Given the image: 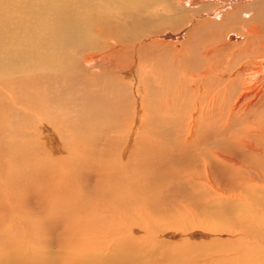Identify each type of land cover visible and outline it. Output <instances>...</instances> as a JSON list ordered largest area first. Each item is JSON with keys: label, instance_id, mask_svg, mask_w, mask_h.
I'll return each mask as SVG.
<instances>
[{"label": "bare ground", "instance_id": "obj_1", "mask_svg": "<svg viewBox=\"0 0 264 264\" xmlns=\"http://www.w3.org/2000/svg\"><path fill=\"white\" fill-rule=\"evenodd\" d=\"M202 8L206 11L211 9L201 13ZM185 14H191L196 25L207 17H221L227 27L240 25L242 33L236 29L233 39L239 37L241 42L237 40L230 50V54H238L232 67L238 71V77L227 80L226 71L220 73L215 70L219 49L216 44L204 48L200 56L195 51L186 56L185 60L189 62H186L185 76L197 68L204 73H200V78L194 75L188 78L191 82L184 87L181 81L186 79L184 71L181 70L182 74L179 72L184 60L178 54L185 47L183 42L198 29L194 24L190 26L191 22H182ZM261 17H264V0H0V225L9 227L8 236L27 243L15 248L13 239L9 238L10 245H5L7 248L0 251V264H49L51 261L61 264H148L153 253L144 251L146 240L161 246L165 243L159 241V237L169 234L170 229L176 233L182 231L187 237L195 230L201 231L212 236L207 245L220 242L225 247L234 246L229 250L207 248L208 251L203 254L205 259H202L203 255L200 258L204 264H264L262 182L251 185L246 182L242 187L238 184L239 194L229 197L223 191L214 190L208 174L196 175L194 182L199 181L208 193L212 190L217 198L204 202L201 190L193 194L188 192L187 186L178 183L167 187L169 190L163 189L167 206L175 210L181 219L167 231L152 219L145 226L137 224L130 225V228L128 223L121 222L123 225H120L118 222L122 219L121 212L134 213L146 220V214L142 213V201L136 192L141 190L140 185L145 180L141 170L145 154L142 134L147 124L143 126V119L154 120L150 117L152 108L165 109L171 104H182L177 119L183 124L179 136L182 137L181 133L186 135L184 146L199 139L196 138V122L206 116L204 103L215 111L217 91L222 92L219 87L225 86L227 95L236 91L234 105L229 106L230 112H243L242 119L254 111L264 110V26L256 23ZM165 28L174 30L170 32L173 35L164 36L162 31ZM165 37L177 38L180 42L176 39L177 43L171 44L163 39ZM76 47L84 53L81 65L77 62ZM69 49L73 52L66 55L64 52ZM140 51L148 56L147 62H141ZM172 53L178 55L177 66L172 60ZM255 53L257 56L251 60L250 56ZM122 54L135 60L131 66H140L134 78L129 79L125 75L123 64L127 56L122 64L121 61L120 64L112 61L116 55L121 58ZM165 60L170 61L171 65L166 64L172 74H165L158 63ZM175 67L177 70L173 71ZM143 69H146L144 73ZM240 77L244 79L239 81ZM197 81L205 82L204 89L195 85ZM85 86L91 88L83 89ZM185 97L189 100L186 101ZM22 102L26 104L21 106ZM114 114L121 115L113 132L116 135L108 138L97 156L92 148L96 145L94 136L100 132L94 133L110 123L107 118H112ZM129 118L133 119L138 131L133 147L128 150L127 141L132 134L131 131L129 136L126 129ZM239 132L236 140L238 156L216 152L218 165L234 168L236 173L240 163L249 158L256 163V168L264 171V146L255 144L259 141H250L264 139V124L243 120ZM161 134L162 139L164 133ZM249 135L254 136L250 139ZM56 147L59 149L54 152ZM167 149L171 152L170 148ZM245 152L247 157H244ZM17 158L26 160L27 165L16 166ZM205 166L208 164L205 163ZM73 167H77V178L83 173L89 174L88 171L96 172V191L93 194L88 195L87 188L85 191L83 187L79 189L80 184L71 181L76 173L69 171ZM154 177L162 180L167 178V174ZM24 179L26 185L27 180L30 182L29 189L52 210L53 215L67 218L69 232L82 235L79 236L77 254L74 256L71 253L73 259L69 258L70 255L64 256V253L61 254L64 257L60 255L59 258H43V254L41 257L31 253L29 223L21 213L10 207L11 201H19L21 193L17 187ZM249 192L251 196L247 195ZM203 196L208 198L209 195L203 192ZM120 205L124 207L120 208ZM199 208L204 209L202 216L197 213ZM182 209L186 211V216L194 220L193 223L183 219ZM107 219L110 220L108 226ZM150 228L158 233L154 236L157 239L149 238L152 235ZM137 230H140L139 235H136ZM198 263L195 259L190 261V264Z\"/></svg>", "mask_w": 264, "mask_h": 264}, {"label": "rangeland", "instance_id": "obj_2", "mask_svg": "<svg viewBox=\"0 0 264 264\" xmlns=\"http://www.w3.org/2000/svg\"><path fill=\"white\" fill-rule=\"evenodd\" d=\"M202 9H200V11H203L201 13H204V12L207 13V11H209L211 8H207V11H206V8H202ZM157 10H159V8H157ZM246 10H248V9H246ZM190 16H191V14H189V16H188V14H185L182 22L183 23H190L191 22V24H190V26H191L194 24L195 20L191 19ZM263 20H264V17L259 18V20L256 22L257 25L264 26ZM194 27H198L197 31H195L193 33L191 38H188L185 42H183L185 47L181 51V53L178 54V55H181L183 57V60H184V63L181 65V68H179V72L182 74L181 70H183L184 76H185L186 62H189L188 59L185 60L186 56H189L192 52L193 53L198 52L195 54L200 56L202 51L204 50V48H206L207 46H208L207 48H211L212 46L217 44L219 49H218L217 54H216V56H217L216 60L218 61V63L215 67V70H219L218 72H220V73H223L226 71L227 72V76H226L227 80H233V78L238 77V71H236L234 68H232L236 64V63H234L235 62L234 59H237L238 54H235V53L230 54V50H231L232 45L237 44V40H240L239 37L237 39H233V38H235L234 36L236 33V29L242 33V29H241L240 25L236 24L235 25L236 28H234L233 25L227 27L225 25L224 21L221 20V17H215V18L207 17L205 20H201V23L199 25L194 24ZM173 31L174 30H172V29L165 28V30L163 29L162 32H164V36H165V35H173L170 33ZM116 33H117L116 35H118L119 37L121 36L120 33L119 34H118V32H116ZM163 39L165 41L171 43V44L177 43V41H178L177 38H176L177 41H176V39H167L166 37ZM234 41L236 43H233ZM178 42H180V41H178ZM240 42H241V40H240ZM191 48H192V50H191ZM75 51L78 52V55L76 57L79 60L77 59V62L78 63L80 62L79 64L81 65V58L84 57V53H81L82 50H79L80 51L79 52L77 50V47H76ZM72 52L73 51H71V49H69V50H66L64 53L66 55H68V54H72ZM86 53H88V52H86ZM140 53H139L140 60L143 59L141 62L142 63L147 62L148 56L144 55L142 53V51H140ZM178 55H176V56H178ZM116 56H115V59L113 58L114 60L112 59V61L114 63H118V64H120V63L122 64L123 60L127 56V58H126V60H124V64H123V67H125V75L129 79L134 78L135 74H137L138 70H140V66L137 64L135 65V67L131 66V63H132V65L135 64V60H133V58L130 55H125V54L123 55L122 54L121 58L118 55H116ZM176 56H174V54L172 53V57H173L172 60L174 59L173 60V61H175L174 64H176V66H177L178 60H177ZM256 56H257L256 53L252 54L250 56V59L253 60ZM116 59H119V60H116ZM168 60H165V62L159 61L158 63L162 66V69L165 70V71L163 70L165 74H168V73L172 74V71H170L168 68V65L170 64V61L168 62ZM115 61H117V62H115ZM119 61H121V62L119 63ZM126 61H127V63H126ZM242 61L243 60L238 61V62L240 63ZM203 63H206V61H203ZM228 66H230V67H228ZM127 68H129L130 70ZM133 68H134V71H132ZM223 68H225V69H223ZM145 70L144 69L142 70L143 73ZM175 70H177L176 67L173 69V71H175ZM97 71H99V68ZM195 71L198 73L196 74ZM201 72H203V71L200 68L194 69L193 72L188 73L184 77L186 79H181L182 83L184 84V87L188 86L191 82V80L188 78H191L194 76L196 78L202 77V75H200ZM153 75L156 76V74H153ZM232 75L233 76L235 75V76L233 77ZM242 79H244V78L240 77L239 81ZM239 81H237V83H239ZM200 82L201 81H197L195 83V85L197 84V86L199 88L201 87L204 89L205 82L204 83L201 82L202 84ZM79 87L81 88L82 86L80 85ZM86 88H91V87L85 86L83 89H86ZM158 88L162 90V86H159ZM220 90L222 91L221 92L222 94L219 93L218 91H217V93H218V95L220 94L219 96H221V97L216 95V93L214 92V94L217 96L215 111H213L210 106H208L206 103H204L205 108H206V111H205L206 116L199 118L198 121L196 122V127H197V133H196L197 137L196 138H199V139L196 141H193L191 143V145H189V146L182 145L185 142L186 135L184 133H181L182 137L179 136L180 128L183 127V124H181V122L177 119L178 118L177 114H178V112H181V110H182L181 108L183 107L182 104H180V102H178L176 104H171L169 108L165 107V109H167V110H165L164 107L155 108V109L152 108L154 111L151 110L150 117H152L154 120L152 119L153 121L149 122L148 120L143 119V121H144L143 126H145L147 124V127L145 128V130L142 134V140L144 139L143 141L145 142L144 143L145 145H144L142 150H144L145 154L143 155V158H142V165H141L142 169L141 170L143 171V174L145 176V180H143L141 185H140L141 190L136 192V193H137V195H139L138 196V198H140L139 200L142 201V209H143L142 213L144 215L146 214V220H142L140 217H137V215L134 213L132 215L130 212L127 213V212H121L120 211L122 213V216H121L122 219L118 220L120 225H123L124 223H128L129 228L131 227L130 225H137V224L145 226L146 222L148 220L152 219L151 220L152 222H154L155 224H158L159 226H164L165 228H163L162 230L167 231L171 226H173L175 221H178L181 219H180L179 214H177L175 212V210H173L172 208L167 206V204H166L167 198H165V196L162 195L163 189H165V188L168 189L169 187L178 183V184H182V185L187 186L186 188H187L188 192H191L193 194L199 193L201 190V196H202L204 202H206L207 200H210V202H211V198L215 197V193L212 192V190H210L208 193V191L203 190V187L201 185H199V183H200L199 181L196 183L194 182V180L196 178L195 179H193V178L196 175L197 176H199V175L205 176L208 174L211 177L210 178L211 184L213 185L214 190L220 191V192L223 191L229 197H231V196L235 197L236 195H238L239 191H240V188H238V187L239 186L242 187V185L246 182H247L246 184L249 183L250 185L254 184V183L259 184L262 182V185H264V183H263L264 182V171L261 170L260 167L256 168L255 167L256 163L249 158L244 160V163L243 162L240 163V166L237 167L238 171L236 170V173L234 171L235 170L234 168L233 169L232 168L227 169V168H225V166H223L221 164L218 165L219 162L217 161L216 156H215L216 152L221 153L223 155L228 154L230 156H235L237 154V156H238V144H237L236 140L239 138V137H237L238 136L237 134H239V136H240L239 129H240V124L243 120L246 122L247 121L248 122H250V121L257 122L258 121V123L264 124L262 122V121H264V115H263L264 112H262V111H264L263 109L258 110V112L254 111V113L247 115L243 119L241 118L244 116L243 112H241V114L231 113L230 107L234 105V101H235L236 97L235 98H233V97L235 95L234 92H236V91L234 90V92L232 91L230 93V95L229 94L227 95V94H225L226 93L225 92V86L219 87V91ZM185 99H186V101L189 100L187 97H185ZM220 99H222V100H220ZM231 99H232V101H231ZM186 101H185V103H186ZM22 103L23 104H21V106L26 104L24 102H22ZM159 109H160V111H159ZM167 112H168V114H167ZM116 115L118 118L116 117ZM116 115L114 114L112 116V118H107V120H109L110 123L107 122L106 126L103 127L105 130H102L103 128H100L97 131H95L96 133H94V135L99 133V132L100 133L95 135V136L93 135L95 138L94 140L96 141V145L92 148V151L96 152L97 156H98V154H100L102 152L104 145H106L105 143L108 140V138L116 135L113 132L115 130V127H117V125L120 121V116H121L120 114H116ZM169 116L171 117L172 120L170 119ZM246 118H247V120H246ZM165 120H167V121H165ZM168 120H169V122H168ZM260 120H262V121H260ZM140 121L142 122V119H140ZM171 121H173V123ZM198 122H200V123H198ZM133 127H134L133 119L129 118L127 120V123H126V129H127V133H129V136H130L131 131H132V134H131L130 138H128L130 140V142H129V140L127 141V144H128L127 149L128 150L133 147V144H134L133 139L136 138V132L138 131L136 127H134V128ZM151 127L153 128V130H151ZM24 130H28V129L25 128ZM252 130H255V128H253ZM176 131H178L179 133ZM152 133H153V135H151ZM161 133L162 134L164 133L162 136V139L159 136ZM100 134H102V135H100ZM172 135H174V136H172ZM234 135H236V137H234ZM249 136L251 139L254 135L253 136L249 135ZM163 137H165L166 140H164ZM168 137H172L174 139L178 138V139L170 141V139H172V138L168 139ZM157 138H159V139H157ZM179 138H180V141H179ZM161 140H162V142H161ZM175 141H177V142H175ZM250 141L251 142L254 141L253 143L259 141L258 143H255V144H261L260 145L261 147L264 146V139L263 138H257V140L255 139V140H250ZM172 142L173 143L175 142L174 144L176 146L173 144L172 147H170L169 145H171ZM150 143H152V144H150ZM164 144H165V146L170 148L171 152H169V149H167V147H165ZM150 146H152V147H150ZM155 147L157 150L154 149ZM162 147H165V148H162ZM57 148L58 147H56L54 149V152H55V150L58 151L59 148L58 149ZM147 149H149V150H147ZM212 152L214 153V155ZM157 153H159L158 154L159 157L157 156L158 158L155 157L157 155ZM149 154H152L154 156L149 155ZM245 155L246 156H244V157H247V153ZM241 158H243V156H241ZM157 159H159V160H157ZM16 161H15V165L18 167H25L27 165V161L23 160L21 158H17ZM240 161H243V160H240ZM251 161H252V163H251ZM205 163L208 164L207 167L205 166ZM245 164H246V166H244ZM241 165H242V168H241ZM243 166L246 168H244ZM205 168L207 169L208 173L206 172ZM69 171H71V172L76 171V173L72 176L71 181L73 183L80 184V185H78L79 189L81 187H83V189L85 191L87 188L86 192L88 195L93 194L96 191V186H94L96 184L94 181V177L96 175L95 171H88L89 174L83 173L78 178H77V167H73ZM184 172H186V173H184ZM237 172H238V174H237ZM253 172L255 173L254 176H253V174H254ZM250 173L252 175H250ZM261 173H262V175H261ZM158 174H167V178L166 179L163 178L162 180L155 178L154 176H157ZM235 174H237L239 177L237 175L235 176ZM247 174L250 176H248ZM252 176L255 177V179ZM256 176H257V178H256ZM150 177L153 181L150 179ZM153 177L155 178V180L153 179ZM231 178L232 179L234 178V179L232 180ZM257 179H259V180H257ZM250 181H252V182H250ZM27 182H28V184L26 185V180L24 179V182H20L18 184L17 189L19 188L18 191L21 193L19 195L20 199H19V201H17V203H15L14 201H11L10 204H12V205H10V207L12 210L14 209L13 211L21 213L26 218V220L28 221L27 223H29L30 240L28 241V243L30 245L29 247H31V251H32L31 253H33L35 255H39L41 257L44 255L43 258H46V256H49V257L54 256L53 258H55V257L59 258L60 255L63 253H64L63 254L64 256L66 254L68 256L69 255L71 256V253H74V256H75L77 254V248L80 247L78 240L80 239V237L82 235L78 234L80 236L79 237L76 234L74 235L75 231L73 233L69 232L67 230V225H68L67 218H61V217L55 216V214L53 215L52 210H50L49 207H46L45 203L41 202V200L37 198L35 193L29 189V186L31 184L28 180H27ZM214 182H215V184H214ZM21 183H23V184H21ZM74 185H76V184H74ZM233 185H235V186H233ZM237 185H238V187H236ZM208 186L211 187V185H209V184H208ZM76 187H77V185H76ZM226 188H227V190H226ZM236 190H238V191H236ZM156 191H157V193L155 194ZM230 191H231V193H230ZM203 192H206L209 195L208 198H204ZM235 192H236V194H235ZM24 193H25V195H24ZM26 193H27V195H26ZM21 195H23V196H21ZM247 195L251 196L252 194H251V192H249ZM215 198H217V197H215ZM21 199H23V201ZM147 200H148V202H147ZM143 201H144V203H143ZM106 204H107V202H106ZM119 207L120 208L124 207V205H120ZM157 209H158V211H157ZM203 211H204V209L202 210V208H199L197 213L202 216V214L204 213ZM46 212H47V214H46ZM182 212L185 215V217L183 218L185 221L187 220L188 223H190V224L194 222L193 219H190L188 216H186L187 215L186 211H184L182 209ZM44 213L46 214L47 217L45 216ZM161 215H164V216H161ZM201 219L202 218H200V220ZM164 221L167 223H165ZM109 222H110V220L107 219L106 220V226H108ZM141 223H143V224H141ZM155 226H157V225H155ZM151 228L153 229V227H151ZM151 228L149 231L152 232ZM8 231H9V227L7 225L3 226V227H1V225H0V248H1L0 251L2 249L4 250L7 248V246H5V245H10L9 238L13 239V242L15 243L14 244L15 248H18V246H20L22 244L27 245V243H25L24 241L21 243L20 242L21 239L14 238L11 235L8 236V234H9ZM168 232H169V234L168 233L164 234L165 235L164 237H162L163 235L161 237H159L158 240L161 242L163 241V243H165L161 246H160V243L154 245V244H151L152 242L150 240H146L147 243L145 242V245L143 246L144 251L146 250L145 252H152L153 255L156 254V256L155 255L151 256L153 261L151 260V257H150V260H148V264H153L152 262H154V264H190V261L193 259L199 261L198 264H204V260H200V258L203 257L202 259H205L203 254L208 251L207 248H209V249L213 248V249L218 250V248L220 247L221 249L229 250V249H232L234 247V246L232 247L230 245H229L230 248L227 246L225 247L220 242L215 243V244H211V245H207V243L210 242L212 236L210 234L208 235L206 233H203V232L197 231V230H195V233H193L189 237L184 236L182 234V231H181V233L180 232L176 233L174 230L170 229V231H168ZM2 233H4V235ZM137 234L138 235L140 234V230H137L136 235ZM155 234H156V236L158 235V233L152 232V235L149 234V235H151L149 238H151V239L156 238V237H154ZM6 236H8V237H6ZM72 237H73V240H72ZM1 240H3V242H1ZM41 240H43V241L41 242ZM69 242H71L72 244ZM150 244L152 246H150ZM2 245H4V246H2ZM220 248H219V250H221ZM41 252H43V253H41ZM194 252H195V255L196 254H198V255L194 256ZM199 253H201V254H199ZM63 255H61V256H63ZM70 256H69V258L73 259L72 256L71 257ZM49 264H61V263L51 261Z\"/></svg>", "mask_w": 264, "mask_h": 264}]
</instances>
